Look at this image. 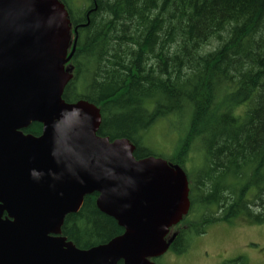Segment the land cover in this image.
I'll list each match as a JSON object with an SVG mask.
<instances>
[{"label": "trees", "instance_id": "obj_1", "mask_svg": "<svg viewBox=\"0 0 264 264\" xmlns=\"http://www.w3.org/2000/svg\"><path fill=\"white\" fill-rule=\"evenodd\" d=\"M61 1L77 36L64 100L95 103L98 135L128 138L136 158L160 156L187 174L189 208L168 249L182 253L215 222H264V0ZM162 119L176 120L178 138L156 155L146 135ZM96 197L64 218L61 234L76 247L123 233Z\"/></svg>", "mask_w": 264, "mask_h": 264}, {"label": "water", "instance_id": "obj_2", "mask_svg": "<svg viewBox=\"0 0 264 264\" xmlns=\"http://www.w3.org/2000/svg\"><path fill=\"white\" fill-rule=\"evenodd\" d=\"M73 33L61 0H0V264H157L188 211L187 174L98 135L95 103L64 100ZM31 122L39 135L23 132ZM94 192L123 233L79 248L61 227Z\"/></svg>", "mask_w": 264, "mask_h": 264}, {"label": "rangeland", "instance_id": "obj_3", "mask_svg": "<svg viewBox=\"0 0 264 264\" xmlns=\"http://www.w3.org/2000/svg\"><path fill=\"white\" fill-rule=\"evenodd\" d=\"M74 5L79 6L78 1ZM176 128V120L162 119L152 125L146 135L152 152L169 154L178 138ZM238 256H243L247 264H264V222L241 215L230 222L209 224L205 233L193 237L188 249L182 253L168 249L157 264H222Z\"/></svg>", "mask_w": 264, "mask_h": 264}]
</instances>
